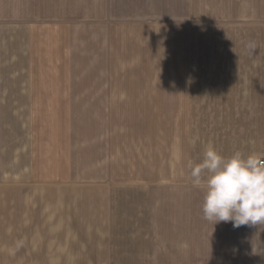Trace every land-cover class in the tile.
Listing matches in <instances>:
<instances>
[{
    "label": "crops",
    "instance_id": "0c3cea01",
    "mask_svg": "<svg viewBox=\"0 0 264 264\" xmlns=\"http://www.w3.org/2000/svg\"><path fill=\"white\" fill-rule=\"evenodd\" d=\"M162 101L166 128L114 126ZM257 116L264 0H0V264L264 263V224L205 220L188 167L264 157Z\"/></svg>",
    "mask_w": 264,
    "mask_h": 264
},
{
    "label": "clouds",
    "instance_id": "9594fccd",
    "mask_svg": "<svg viewBox=\"0 0 264 264\" xmlns=\"http://www.w3.org/2000/svg\"><path fill=\"white\" fill-rule=\"evenodd\" d=\"M188 167L194 186H203L205 220L233 228L264 224V157L239 151L225 157L210 145Z\"/></svg>",
    "mask_w": 264,
    "mask_h": 264
},
{
    "label": "rangeland",
    "instance_id": "374dc122",
    "mask_svg": "<svg viewBox=\"0 0 264 264\" xmlns=\"http://www.w3.org/2000/svg\"><path fill=\"white\" fill-rule=\"evenodd\" d=\"M164 42V53L162 54V60H167L168 62V41H163ZM197 42L200 43V40H197ZM223 42V40H222ZM221 45V42L219 39H210L209 40V45L210 46H217V45ZM207 47V46H206ZM162 67H165L163 65H167V63H161ZM161 78L159 80L160 84L162 85V89H168V87L166 85H168V79L164 78V76H167L168 74H173L174 72H167V71H161ZM159 73V72H158ZM178 73V72H176ZM160 78V77H159ZM172 103H167V102H155V103H130L129 106H125L123 107L122 110L121 106L118 107V109H114V111H122L121 114L124 117H118L117 115L114 117V126H117L118 128H126V130H132V126H135L137 124V126H143V127H152V128H166L168 126V124L172 121L171 120V105ZM177 105V103H176ZM137 106L140 107L144 106V110L141 109V111H144V113H141V111H139L137 109ZM132 110H131V109ZM120 114V113H119ZM144 114V115H141ZM243 116V115H242ZM235 124V126L238 125V127L242 128V130H244V126L246 128L250 127L248 124V119L245 117H240L238 119L233 120ZM194 122H196V125L200 126H205V127H210L212 124L211 120H209V118H196L194 120ZM221 122V120H220ZM252 125L255 126L256 129H259L260 127L264 128V119L260 118V117H255L253 118V120L251 121ZM177 124H179V122H177ZM216 126V125H214ZM157 131H153L152 133L149 134V136H151L152 138L154 137V135L156 136ZM35 217V216H34ZM36 221L37 220L36 218ZM62 221H68L65 219H63ZM75 221V220H72ZM1 264H7V263H1ZM198 264H203V263H198ZM204 264H208V263H204ZM241 264H264V263H259V262H244Z\"/></svg>",
    "mask_w": 264,
    "mask_h": 264
}]
</instances>
